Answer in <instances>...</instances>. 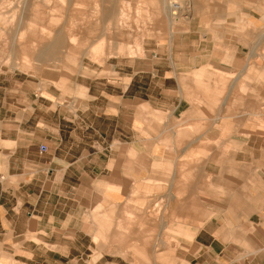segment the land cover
Listing matches in <instances>:
<instances>
[{
  "label": "rangeland",
  "instance_id": "1",
  "mask_svg": "<svg viewBox=\"0 0 264 264\" xmlns=\"http://www.w3.org/2000/svg\"><path fill=\"white\" fill-rule=\"evenodd\" d=\"M67 1L0 0V97L24 85L40 86L46 99L61 102L62 108L53 104L43 114L49 121L62 117L64 150L73 143L79 154L106 153V139L97 129L105 131L106 125L87 122L92 111L87 101L102 106L106 98L100 91L118 94L127 83L128 97L180 102L178 108L148 115L150 124L156 116H173L175 140L184 131L192 141L200 133L222 130L238 131L239 143L245 144L254 128L264 129V0H173L171 6L168 0H104L102 6L94 0L67 6ZM157 1L168 7L165 14L172 23ZM104 5L107 13L109 8L122 13L118 24L115 17H101ZM62 25L69 28L64 31L68 39L75 34L71 47L66 41L52 57L40 59V51L50 46L46 41ZM152 70L158 74L152 76ZM166 87L169 91L162 92ZM218 119L221 124L214 123ZM170 136L162 142L171 151ZM226 136L223 148L229 149ZM220 141L204 140L207 151L201 157L178 160L173 188L159 179L163 188L152 193L154 181L148 179L142 183L146 191L130 186V200L121 204L106 203L100 185L80 189L84 199H95L90 205L84 200L79 204L80 233L88 232L92 241L82 259L97 264H187L182 249L193 230L186 224L201 225L199 217L205 213L200 178L213 191V173L200 177L198 164L206 158L211 165L210 154ZM177 143L176 149L182 144ZM116 160L110 157V168ZM183 184L191 185L185 193ZM137 197L142 201L135 203Z\"/></svg>",
  "mask_w": 264,
  "mask_h": 264
},
{
  "label": "crops",
  "instance_id": "2",
  "mask_svg": "<svg viewBox=\"0 0 264 264\" xmlns=\"http://www.w3.org/2000/svg\"><path fill=\"white\" fill-rule=\"evenodd\" d=\"M93 2L104 4V0ZM156 3L162 4L159 7L169 19L165 4ZM73 4L81 2L66 3ZM101 17H115L118 24L122 13L113 8L107 13L104 5ZM67 30L60 26V31L46 41L50 46L40 51V59L52 57L66 41L71 47L75 34L72 32L74 36L68 39ZM157 74L158 70H152V76ZM130 87L131 83H127L118 94L100 91L106 98L102 106L87 101V108H92L87 122L106 125L105 131L97 128L106 139L103 159L100 151L79 154L73 143L70 150L62 148V117L49 121L43 111L53 104L62 108L63 104L46 99L40 86L31 89L24 85L0 97V264H97L81 257L92 241L88 232L80 233L79 204L84 200L90 205L95 199H84L79 195L80 189L93 190L95 184L100 185L106 203L121 204L130 200V186L134 191H146L142 183L148 179L154 181L152 193L163 188L159 179L168 181L167 189L173 188L178 160L188 162L196 155L201 157L207 151L202 141L212 139L221 141L210 154L211 165H206V158L198 165L200 177L213 173L209 181L213 191L208 190V181L200 178L198 188L205 213L199 217L201 225L195 226L191 221L186 224L193 230V238L182 249L184 260L187 264H264V129L254 128L247 134L245 144L242 140L243 144L239 143L238 131L226 134L222 130L200 133L192 141L184 131L175 140L173 116L167 115L164 120L156 116L150 124L148 115L166 111L167 107L178 108L180 102L128 97ZM187 122H191L190 117ZM170 135L174 141L171 151L162 142ZM224 135L230 141L225 145L231 146L229 149L223 148ZM179 141L181 147L176 149ZM196 141L199 145H192ZM128 153L132 155L129 160ZM110 157L117 158L116 163L112 161V168ZM183 188L185 193L191 185L183 184ZM84 236L86 241L81 240ZM98 264L121 262L100 260Z\"/></svg>",
  "mask_w": 264,
  "mask_h": 264
},
{
  "label": "bare ground",
  "instance_id": "3",
  "mask_svg": "<svg viewBox=\"0 0 264 264\" xmlns=\"http://www.w3.org/2000/svg\"><path fill=\"white\" fill-rule=\"evenodd\" d=\"M174 1H175V0H174ZM174 1H173V0H168V1H167V2H168L167 5H168V6L173 5V4H174ZM121 5H122V4H121ZM126 8H127V7H126ZM166 8H168V7H166ZM172 12H173V11H172ZM169 14H170V13H169ZM31 17H32V16H31ZM119 19H120V18H119ZM49 26H50V25H49ZM48 32H49V31H48ZM46 33H47V32H46ZM49 33H50V32H49ZM51 33H52V32H51ZM51 33H50V34H51ZM57 39H59V37H57Z\"/></svg>",
  "mask_w": 264,
  "mask_h": 264
}]
</instances>
